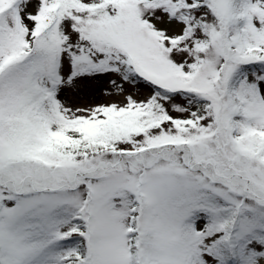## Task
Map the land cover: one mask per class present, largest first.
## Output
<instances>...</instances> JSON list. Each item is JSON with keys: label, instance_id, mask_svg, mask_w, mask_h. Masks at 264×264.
I'll return each mask as SVG.
<instances>
[{"label": "snow or ice", "instance_id": "snow-or-ice-1", "mask_svg": "<svg viewBox=\"0 0 264 264\" xmlns=\"http://www.w3.org/2000/svg\"><path fill=\"white\" fill-rule=\"evenodd\" d=\"M0 264H264V0H0Z\"/></svg>", "mask_w": 264, "mask_h": 264}]
</instances>
